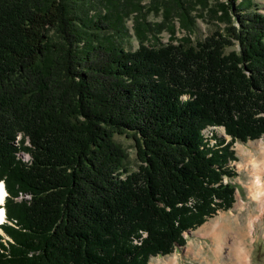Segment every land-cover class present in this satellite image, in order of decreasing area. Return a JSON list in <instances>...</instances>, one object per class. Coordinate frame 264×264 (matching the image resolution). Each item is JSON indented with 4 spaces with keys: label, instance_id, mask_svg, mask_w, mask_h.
Here are the masks:
<instances>
[{
    "label": "trees",
    "instance_id": "trees-1",
    "mask_svg": "<svg viewBox=\"0 0 264 264\" xmlns=\"http://www.w3.org/2000/svg\"><path fill=\"white\" fill-rule=\"evenodd\" d=\"M142 1L0 0V264H150L233 207V144L264 138V14L151 0L152 23ZM195 11L216 29L176 38Z\"/></svg>",
    "mask_w": 264,
    "mask_h": 264
},
{
    "label": "rangeland",
    "instance_id": "rangeland-1",
    "mask_svg": "<svg viewBox=\"0 0 264 264\" xmlns=\"http://www.w3.org/2000/svg\"><path fill=\"white\" fill-rule=\"evenodd\" d=\"M150 1L151 0L142 1V4L145 6L144 15L147 17L148 21L152 23L161 22L163 20L161 13H157V11L150 6ZM250 1L251 3H253L254 8H259V11L264 14V0H249V2ZM241 2L242 0H237V3ZM193 14L197 17V25L194 29L195 31H192V33L183 29L179 23V20L175 19L176 38H182L184 36L192 34L193 40L204 39L216 29L215 22L211 18L201 17L199 12L197 13L196 11ZM127 27L130 31V37L126 41V46L129 49H137L140 45V42L135 34L134 18L132 16L127 20ZM159 36L161 43L170 42L171 35L168 30H164ZM216 131L218 132L219 136L226 137L228 141L231 140V137L227 136L226 131L223 127L217 129ZM116 139L117 141L122 143L130 153L128 168L131 171H136L138 169L139 162L136 155L134 140L126 135H117ZM26 144L30 145L28 141L26 142ZM232 149L235 150V153L237 155V161L231 163V166H234V169L237 172L236 177L232 180V182H234L237 187L236 201L233 207L229 210L218 211V213L214 217L209 218L200 227L185 232L184 237L186 238V243L183 246H177V249L172 254L152 257L150 259V264H209L207 259L214 261V259H216L214 245H219H216V242H214V238L206 233L207 229H209L211 226H216L223 231V238H218L217 244L224 243L222 245V251L224 253L223 260L225 261V259H229L228 254L232 251V237L235 236L236 232L239 233L240 229L244 230L245 227L248 226L250 218L260 212L259 204L258 202L254 201V199H252L250 195L251 190L249 189L253 181L256 179L252 162H261V160L263 159L264 138L249 140L247 142L236 141L233 144ZM20 154L21 159L23 160H28L29 157L31 158L28 153L21 152ZM258 159L260 160L258 161ZM240 222L241 224H239ZM204 227H206V229L204 231L201 230ZM0 234H2L6 239H9V237L5 235L2 229L0 230ZM255 238L256 239L248 237V240L245 239L243 248L251 250L253 264H264V216L262 217V219H260L257 225ZM199 246L205 247V250L203 251L204 255L202 256H205L206 258L204 262L202 261V257L197 256Z\"/></svg>",
    "mask_w": 264,
    "mask_h": 264
},
{
    "label": "bare ground",
    "instance_id": "bare-ground-1",
    "mask_svg": "<svg viewBox=\"0 0 264 264\" xmlns=\"http://www.w3.org/2000/svg\"><path fill=\"white\" fill-rule=\"evenodd\" d=\"M219 128H222V127H217V129H219ZM212 131H216V130H214L213 126L209 127L205 131V132H207L206 136L209 135L212 137V135L214 134ZM213 137H214V135H213ZM19 140H20V138L18 139V141ZM213 140H215V139H213ZM20 157H21V154H20ZM263 159H264V155H263ZM263 159L261 160V162H256V161L252 162V166H253V169H254V172L256 175V179L253 181V183L251 182L252 185L249 189V190H251L250 195H251L252 199H254V201L258 202V204H259V209H260L259 211L260 212L257 215L250 218L248 226H246L244 230L239 228L240 234L238 232H236L235 236L232 237V239H233L232 243H231V250L232 251L228 254L229 259L228 260L225 259V261L223 260L224 253L222 251V245L224 243L223 244H217L218 238L219 239L223 238V235H224L223 231L220 230L219 228H217L216 226H211L209 229H207L206 233L211 235L214 238V242H216L215 243L216 245H219V246L214 245V252L216 255V259H214V261L207 259L209 264H225V263L226 264H253L252 252L249 249L243 248V243H244L245 239L248 240V237L256 239L255 233L257 230V225H258L260 219H262V217L264 216V180H263L264 161H263ZM29 160H30V157L28 160H25V161H29ZM259 160L260 159H258V161ZM6 196H7V189L4 186V183H0V204L4 203L6 201ZM4 216H5L4 210L0 209V224L3 221H5ZM238 218H239V216H238ZM239 224H241V222ZM205 229H206V227H204L201 230L204 231ZM241 236H242V238H241ZM204 250H205L204 246H199L197 256L202 257L204 255L203 254ZM202 259H203L202 261L204 262V260L206 259L205 256L202 257Z\"/></svg>",
    "mask_w": 264,
    "mask_h": 264
},
{
    "label": "built area",
    "instance_id": "built-area-1",
    "mask_svg": "<svg viewBox=\"0 0 264 264\" xmlns=\"http://www.w3.org/2000/svg\"><path fill=\"white\" fill-rule=\"evenodd\" d=\"M213 128H214V130H217V126H213ZM194 202L193 201H190L189 202V204L190 205H192ZM147 236V233L146 232H143L142 233V237L140 238V239H136L135 240V243H137V244H141L142 243V239L144 238V237H146Z\"/></svg>",
    "mask_w": 264,
    "mask_h": 264
},
{
    "label": "water",
    "instance_id": "water-1",
    "mask_svg": "<svg viewBox=\"0 0 264 264\" xmlns=\"http://www.w3.org/2000/svg\"><path fill=\"white\" fill-rule=\"evenodd\" d=\"M0 183H4V182L2 181V182H0ZM4 186H5V183H4ZM3 204H4V203L0 204V209H3V210H4V214H5L4 219L6 220V209L3 208Z\"/></svg>",
    "mask_w": 264,
    "mask_h": 264
}]
</instances>
